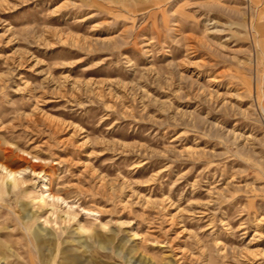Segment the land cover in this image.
Wrapping results in <instances>:
<instances>
[{"label":"rangeland","instance_id":"374dc122","mask_svg":"<svg viewBox=\"0 0 264 264\" xmlns=\"http://www.w3.org/2000/svg\"><path fill=\"white\" fill-rule=\"evenodd\" d=\"M0 264H264V0H0Z\"/></svg>","mask_w":264,"mask_h":264},{"label":"bare ground","instance_id":"6f19581e","mask_svg":"<svg viewBox=\"0 0 264 264\" xmlns=\"http://www.w3.org/2000/svg\"><path fill=\"white\" fill-rule=\"evenodd\" d=\"M5 171H6V175L4 176L5 179H9L10 182L13 184V185H17L19 183V176L18 174L20 175V173L18 172H13V171H8L5 167H4ZM38 200V199H37Z\"/></svg>","mask_w":264,"mask_h":264}]
</instances>
